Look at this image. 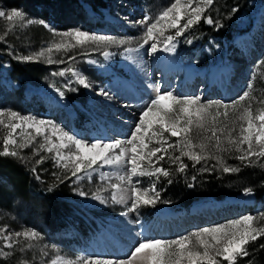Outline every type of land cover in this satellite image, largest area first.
Segmentation results:
<instances>
[{"label": "rangeland", "instance_id": "obj_1", "mask_svg": "<svg viewBox=\"0 0 264 264\" xmlns=\"http://www.w3.org/2000/svg\"><path fill=\"white\" fill-rule=\"evenodd\" d=\"M103 1L105 6L95 13L86 4L87 0H70V4L74 3L70 5V11H54V14L47 15V19H42L29 10L8 6L11 1L0 0V10L6 13L5 17H0V111H16L24 117L52 121L85 142H108L125 141L128 138L141 110L155 94L156 86L160 87L161 92L172 91L178 97H200L202 103L223 101L231 104L248 91V99L237 105L236 113L229 109L228 119L235 121L236 128L232 133L233 138L239 135L242 122L236 117L243 108L250 106L253 115L264 109V0L249 1L248 9L233 21L232 38L229 41L212 36L206 43L201 41L196 24L185 30L182 36H177L173 41L176 48L174 63L180 65V70L169 72L168 75L172 77L170 81H164V66L155 59V55L163 51L165 38L175 35L177 29L168 28L163 35L156 33L155 41L148 40L145 43L147 25L136 21L150 17L153 19L148 23H152L174 0ZM186 2L187 0H182V3ZM199 4L200 0H193L192 6ZM221 6L219 0H214L203 16H211L218 22L217 18L223 17V21L227 22L234 9L226 6L220 9ZM13 9L25 13V20H7V15ZM35 11L45 14L41 7ZM253 12L262 15L258 29L254 30V25L241 27L245 20L254 17ZM29 18L31 23H28ZM186 20L187 16L181 19V27ZM45 24L49 27H45ZM74 30L110 36L113 42L78 45L74 38L62 35ZM247 33H251L254 47L248 50L238 42L235 43L237 37H244ZM153 43L160 49L155 53L151 51ZM56 45L63 46L57 49ZM49 48L52 49L51 52H48ZM105 51L109 53L108 57L103 55ZM41 52L44 53L43 56L40 55ZM25 57L32 59L25 60ZM13 64H28L34 69L16 80L11 74ZM154 66L161 71L156 70L159 77L163 76L162 79L154 78V70H150ZM218 66L234 69L226 77L229 93L224 98L220 97L216 87L206 90L210 74ZM190 68L203 73V79L197 81L199 85L192 86L194 88L189 86L193 82L188 75ZM73 70L86 77L92 87L86 89L77 83ZM60 72H64V75H59ZM256 86L258 88L254 90ZM195 88L199 90L196 91ZM101 90L109 92L113 98L100 95ZM61 92L63 96L60 95ZM116 99L125 110L122 117L111 110ZM210 111L215 113L217 110L213 108ZM220 111L223 112V109ZM4 119L7 121L9 118L5 116ZM218 119L223 121L224 117L220 116ZM16 122L18 121H14ZM7 131L0 125V152L3 151ZM28 133H31V137L26 140ZM47 135L51 136L50 129ZM210 135V132L198 130L195 124L189 133L193 143L203 141L210 144L208 150L213 154L223 153H216L211 147L214 141L204 140L205 136ZM15 138L16 145L9 147L10 150H16L18 156L10 158L24 165L35 182L45 190L54 191L55 186L61 184L62 191L67 195L71 214L69 219H65L67 225L64 228L50 231L53 222L49 219L41 221L38 214L42 209L37 210L40 208L39 204L35 206L31 200L23 201L17 197H13L8 205L5 201L1 202L0 264H53V261L78 260L80 257L93 260L125 259L141 239H179L195 231L225 225L248 215L257 218L254 226H264V218H261L264 214V195L263 200H256L252 192L248 193L247 185L243 186L240 182L234 183L236 188L229 190L232 192L241 189L235 196H228L223 201L203 196L195 200L188 211H173V205L166 208L158 200L154 206H140L132 212L129 210L133 202L130 187L122 184L123 191L112 188L113 184L120 183L117 177L125 173L122 162L114 166L97 165L94 170H87L70 178V171L57 165L54 153L40 149V145L45 143L43 136H37L33 129L23 128L16 130ZM171 138L173 140L169 143H175L179 139ZM51 139L55 141L56 138ZM150 147L158 145L153 142ZM224 147L229 146L225 143ZM243 147L246 149L247 145ZM195 151L200 150L197 148ZM232 151L239 155L234 149ZM171 153L173 156L180 155L177 149H171ZM144 164L147 170V162ZM214 164L218 170L222 168L216 160ZM223 165L230 164L223 160ZM48 170L49 178L47 175L43 178ZM154 178L143 176L134 177L133 180L137 187L148 189L155 184ZM0 182L2 185L5 183L2 180ZM81 192L86 195H80ZM97 195L104 203L95 199ZM113 195L117 196V200L122 195L124 202L113 201ZM149 195L154 193L149 192ZM197 207H202L203 211H195ZM27 216L31 218L25 221ZM81 224L86 233L80 231ZM25 231H35L38 235L35 238L16 235ZM8 236H11V240L5 239ZM8 243L12 244L11 248L5 247ZM238 258L240 256L236 261ZM133 264L137 262L134 261Z\"/></svg>", "mask_w": 264, "mask_h": 264}, {"label": "snow or ice", "instance_id": "obj_2", "mask_svg": "<svg viewBox=\"0 0 264 264\" xmlns=\"http://www.w3.org/2000/svg\"><path fill=\"white\" fill-rule=\"evenodd\" d=\"M213 3L214 0H200L199 6L193 7V0H187L186 3H182V0H174V3L154 18L152 23H148L150 19H153L150 17H145L141 21H136V23L147 25L145 43L148 40L155 41L156 33L163 35L168 28L177 29L175 35H169L165 38L166 42L163 50L172 51L175 47L173 41L176 37L182 36L185 30L199 23L202 18L208 24L214 23L211 16H203V13ZM5 16L6 13L0 10V17ZM25 16L26 14L21 10L13 9L6 18L9 21L14 18L23 21ZM185 16H187L186 23L181 27V19ZM31 22L29 18L28 23ZM45 27H49V25L45 24ZM62 35L74 38L78 45H84L88 42L96 45L113 42V38L110 36L92 35L81 30L65 32ZM62 46L56 45V48L59 49ZM159 50L156 43L151 45L153 53ZM51 51L52 49L49 48L48 52ZM40 55L43 56L44 53L41 52ZM103 55L108 57L109 53L105 51ZM23 59L31 60L32 58L25 57ZM58 74L64 75V72ZM72 74L77 77V83L84 88L92 87L86 77L75 70ZM99 94L108 97V99L113 98L109 92L104 90H101ZM60 95L63 96V92ZM248 97L249 92L245 91L238 100L231 102V104L223 101L202 103L200 97H178L172 91L161 92L160 87L156 86L155 94L141 110L128 138L125 141L108 142L101 140L85 142L52 121L24 117L16 111H0V125L8 130L3 141V151L0 152V157L15 158L18 156L17 151L10 150L9 146L16 145V130L27 128L33 129L37 136L44 137L45 143L40 145V149L46 150L50 154L54 153L57 165L65 171H70V178L85 173L87 170H94L97 165L114 166L122 162L125 166V173L117 177L120 183L113 184L112 188L123 191L122 184L130 187L133 202L129 210L135 212L140 206H154L160 198V192L157 191L155 184L148 189L137 187L133 178L143 176L157 179L160 176L169 178L171 172L162 166H157L166 156L173 163H178V170L181 173L188 167L183 162L182 157H187L195 164L214 159L222 167V171L226 173L240 170L236 167L224 166L222 157L208 150L209 143L203 141L193 143L192 138L189 136L193 124L198 130L211 133L210 136H205L204 140L214 141L211 147L215 149L216 153L234 149L239 153L235 156V159L242 164L247 162L249 166L257 163L252 159L253 157L257 159L264 157V109L253 115L250 106L243 108L236 117L238 121L242 122L239 135L237 138L232 136L236 128L235 121L228 119L230 116L229 109L231 108L233 113H236L237 105L248 99ZM124 107H127V105H124ZM213 108L217 110L215 113L210 111ZM220 109H223V112ZM5 116L9 118L7 121L4 119ZM220 116L224 117L223 121L218 119ZM14 121L18 122L14 123ZM49 129L51 136L47 135ZM165 133H168L169 137H165ZM30 137L31 133H28L25 139L29 140ZM51 137H55V141ZM170 137L179 139L175 143H169ZM153 142L158 147H150ZM225 143L229 147H224ZM122 145L125 146L122 147ZM244 145H247L246 149L243 147ZM197 148H199V152L195 151ZM169 149L179 150L180 155H169ZM64 150H67V152ZM145 161L147 162V170L145 169ZM247 191L251 194L252 190L248 189ZM149 192L154 193V195L150 196ZM80 195L84 196L86 193L81 192ZM95 199L104 203L99 195ZM112 200L122 203L124 197L121 195L120 199L117 200V196L113 195ZM261 218H264V214ZM256 219V217L248 215L228 224L204 228L174 240L141 239L125 259L93 260L92 258L80 257L78 260L61 259L53 261V264H133L134 261L137 264H222L223 261H227L228 264H236L238 256H248L245 245L250 241L255 242L258 238L264 237V226H254ZM16 235L35 238L38 234L35 231H25L22 234L16 233ZM5 239L11 240V236L5 237ZM5 247L11 248L12 244L8 243ZM261 247H264V244Z\"/></svg>", "mask_w": 264, "mask_h": 264}, {"label": "trees", "instance_id": "obj_3", "mask_svg": "<svg viewBox=\"0 0 264 264\" xmlns=\"http://www.w3.org/2000/svg\"><path fill=\"white\" fill-rule=\"evenodd\" d=\"M3 1H11L8 6L15 8L20 7L24 11L29 10L33 15L42 19H47V15L54 14V11L57 13H64L66 9L70 11V5H74V3L70 4V0ZM220 1H224L225 3ZM249 1L250 0H219L220 6L222 5L220 9L226 6L234 9V11L231 13L227 22H224L223 17H220L217 18L219 22L214 21L213 24H208L205 19L202 18L199 23L195 25V28L199 31L200 40L206 43L211 36L218 37L222 41L231 40V25L237 17L248 9ZM86 4L94 10L95 13H98L105 6L103 0H87ZM38 7L44 9V15L35 11ZM33 69L34 67L32 65L25 64L18 66L13 64L11 74L13 79L17 80L20 77L28 75V72ZM257 88L258 86H256L254 90H257ZM165 134L166 137H169L168 133ZM172 140L173 139L170 137L169 141ZM169 155L173 156L171 149H169ZM219 155L224 162L227 161L230 164L228 165L229 167H236L240 170L238 172L224 173L222 168L218 170L217 166L213 167L215 165L214 159L201 161V163L195 164L187 157H182L183 162L187 164L188 167L181 173L178 170V163H173L169 160L168 156H166L164 160L159 162L158 166L168 169L171 172L170 177L165 178L161 176L159 179L154 178L157 191L160 192L159 201L163 203L166 208L173 205V211H176V209L188 211L194 201L203 196H212L217 201H223L228 196H235L241 189L232 192L229 190L230 188H236L234 183L237 182H240L243 186L247 185L246 188L252 190L251 192L256 200H263L264 157L259 159L253 157L252 159L257 161V163L249 166L247 162L242 164L240 161H235L234 158L237 155L233 151H225ZM49 173V170L46 171L43 178H46V175L49 178ZM1 180L5 183L2 185L0 182V203L5 201L6 205H8L13 197L28 202L31 200L34 205L39 204L40 208L37 210L42 209L41 213L38 214L41 221H48L49 219L53 222L50 231H55L58 228L62 229L67 225L65 219H69L71 211L69 209V203L66 200L67 195L62 191L61 184L55 186L54 191L45 190L46 188L43 186L42 188L40 186L41 184L35 182L24 165H21L18 161L10 157H0V181ZM28 218H31V216L25 217L24 220H30ZM80 231L86 233L82 224L80 225ZM262 244H264V237L258 238L255 242L250 241L245 245L248 256H240L236 264H264V247H261ZM222 264H226V262L223 261Z\"/></svg>", "mask_w": 264, "mask_h": 264}, {"label": "bare ground", "instance_id": "obj_4", "mask_svg": "<svg viewBox=\"0 0 264 264\" xmlns=\"http://www.w3.org/2000/svg\"><path fill=\"white\" fill-rule=\"evenodd\" d=\"M254 13V12H253ZM262 20V15H256V13H254V17L250 20H245L244 23L242 25H240L241 27H245L248 28L249 25L254 27V30L258 29L257 27L260 25V21ZM253 38V37H252ZM239 43V45H243L247 50L250 48L249 43L252 44V39H251V33H247V35H245L244 37H237L235 40V43ZM149 58V57H148ZM155 59L158 61H161L162 65L164 66V75H165V80L164 81H170L172 79V77H170L169 72L170 71H174L180 70V65L174 63L175 59H176V48L174 47V49L172 51H161L159 54L155 55ZM149 61H147L148 63ZM146 63V64H147ZM150 64V63H149ZM150 70H154V78L159 77L160 74L157 73V71L161 72L160 70L157 69L156 66L150 67ZM149 70V71H150ZM157 70V71H156ZM233 67H222V66H218L216 69L213 70V72L210 74V78H209V89L211 88H217L218 91L220 92V97H225L227 96V94L229 93L228 90V83L226 81V77L229 74L233 73ZM151 71V73H152ZM180 73V72H179ZM163 75V74H162ZM178 75V74H177ZM188 75H190L189 79H191L190 82L191 84L189 86H191V88H194L192 86H196L199 85L197 83V81H201L202 75L203 73H199L198 71H195L193 68L188 69ZM178 77V76H176ZM163 76L159 77V79H162ZM176 81V79H175ZM196 91H198V88H195ZM104 98V97H103ZM120 102L114 100L112 103V107L111 110L116 112L118 115H121V117L125 114V110L123 109V107L119 104ZM121 119V118H120ZM132 120V119H131ZM121 121V120H120ZM195 211L198 212H202L203 209L202 207H197L195 209Z\"/></svg>", "mask_w": 264, "mask_h": 264}]
</instances>
